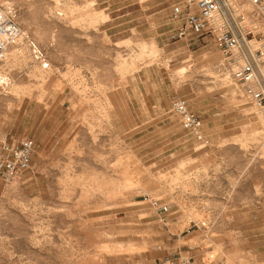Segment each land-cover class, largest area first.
Returning a JSON list of instances; mask_svg holds the SVG:
<instances>
[{
  "label": "rangeland",
  "instance_id": "374dc122",
  "mask_svg": "<svg viewBox=\"0 0 264 264\" xmlns=\"http://www.w3.org/2000/svg\"><path fill=\"white\" fill-rule=\"evenodd\" d=\"M178 1L0 0L22 33L0 62V144H34L0 180V264H264V119L211 41L169 43Z\"/></svg>",
  "mask_w": 264,
  "mask_h": 264
},
{
  "label": "built area",
  "instance_id": "2783aa9c",
  "mask_svg": "<svg viewBox=\"0 0 264 264\" xmlns=\"http://www.w3.org/2000/svg\"><path fill=\"white\" fill-rule=\"evenodd\" d=\"M170 21L174 33L169 43L207 39L220 52L217 67L220 78L239 86L243 97L258 109L264 119V0H179L173 4ZM22 37L12 7L0 4V62L7 50ZM33 61L42 69L50 65L45 53L28 44ZM171 112L180 127L203 145L201 119L188 110L184 100L174 98ZM34 144L23 138L0 144V180L9 183L29 170ZM147 206L166 223L170 207L160 199L145 198ZM173 264V263H171ZM175 264H192L179 258Z\"/></svg>",
  "mask_w": 264,
  "mask_h": 264
},
{
  "label": "bare ground",
  "instance_id": "6f19581e",
  "mask_svg": "<svg viewBox=\"0 0 264 264\" xmlns=\"http://www.w3.org/2000/svg\"><path fill=\"white\" fill-rule=\"evenodd\" d=\"M40 68V67H39ZM41 69V68H40ZM42 70V69H41ZM0 80H1V78H0ZM1 82V81H0ZM255 109V108H254ZM259 112V111H258ZM263 119V118H262ZM259 121V120H258ZM258 124V123H257ZM254 132V131H253ZM255 132H256V129H255ZM263 140V139H262ZM264 143V142H263Z\"/></svg>",
  "mask_w": 264,
  "mask_h": 264
}]
</instances>
